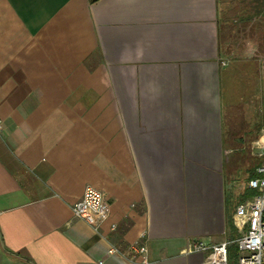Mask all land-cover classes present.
Masks as SVG:
<instances>
[{"label": "crops", "instance_id": "0c3cea01", "mask_svg": "<svg viewBox=\"0 0 264 264\" xmlns=\"http://www.w3.org/2000/svg\"><path fill=\"white\" fill-rule=\"evenodd\" d=\"M248 1L0 0V264H131L135 241L205 264L188 242L235 243L264 163V48L231 43L264 11ZM87 186L97 229L71 209Z\"/></svg>", "mask_w": 264, "mask_h": 264}, {"label": "built area", "instance_id": "2783aa9c", "mask_svg": "<svg viewBox=\"0 0 264 264\" xmlns=\"http://www.w3.org/2000/svg\"><path fill=\"white\" fill-rule=\"evenodd\" d=\"M221 64H226L221 61ZM2 129L0 118V131ZM264 156L263 150L258 153ZM257 172H264V163L257 168ZM248 186L256 190L249 199L240 202L235 207L234 222L240 231L235 243L238 249L236 264H264V176L253 177L248 180ZM73 216L80 218L97 229L109 215V205L101 191L92 186L84 188L81 198L72 207ZM114 225H112L113 227ZM229 241L217 244L195 240L185 247V252L208 251L205 264H228ZM114 249H110L112 252ZM131 264H150L146 244L135 241L127 246Z\"/></svg>", "mask_w": 264, "mask_h": 264}, {"label": "rangeland", "instance_id": "374dc122", "mask_svg": "<svg viewBox=\"0 0 264 264\" xmlns=\"http://www.w3.org/2000/svg\"><path fill=\"white\" fill-rule=\"evenodd\" d=\"M249 1L247 0V5ZM264 11L257 15L255 20H250L249 23L245 25V30L242 31L240 35H238L241 39L234 40L232 43L233 45V52H241V53H254L257 49L258 45H264ZM254 22H256L258 27L254 28ZM241 48V49H240ZM240 49V50H238ZM264 50V49H263ZM264 61V55H263ZM262 66V67H261ZM257 91L260 98V103L264 115V65L259 66L258 72V83H257ZM263 150V149H262ZM260 151V150H259ZM258 151V152H259ZM264 162V158L262 159ZM257 177L264 176V172H259L256 175ZM256 193L255 189L250 191V196ZM238 257V249L236 243H234L230 249L229 255V262L228 264H236Z\"/></svg>", "mask_w": 264, "mask_h": 264}, {"label": "trees", "instance_id": "16d2710c", "mask_svg": "<svg viewBox=\"0 0 264 264\" xmlns=\"http://www.w3.org/2000/svg\"><path fill=\"white\" fill-rule=\"evenodd\" d=\"M91 1H93V0H91ZM263 44H264V43H263ZM263 48H264V45H263ZM232 245H233V244H231V245L229 246V255H230V249H231Z\"/></svg>", "mask_w": 264, "mask_h": 264}]
</instances>
